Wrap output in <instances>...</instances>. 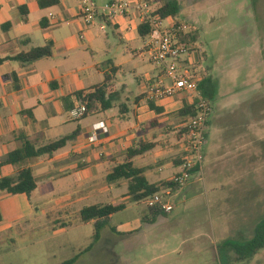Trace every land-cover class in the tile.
<instances>
[{"label":"crops","instance_id":"crops-1","mask_svg":"<svg viewBox=\"0 0 264 264\" xmlns=\"http://www.w3.org/2000/svg\"><path fill=\"white\" fill-rule=\"evenodd\" d=\"M38 1L0 0V179L13 177L19 170L30 168L36 180V189L30 196H13L0 191L4 194L0 198V234L7 233L14 225H28L46 218L43 215L48 208L78 205L83 200H94L97 194L112 193L115 188L122 194V201L106 204L124 203L128 207L132 203L126 195V180L114 184L106 182L105 187L97 188L92 173L107 172L104 175L106 181L113 167L125 161L126 151L141 142L156 146L145 155L133 158V167L143 171L149 184L167 182L179 165L178 141L182 128H177V132L174 130L175 124L184 118L179 119L178 112L193 103L182 93L151 101L149 90L156 81V69L141 77L138 65H134L132 76L122 73L118 80L116 77L122 72V66L97 64L94 56L102 48L99 42L101 34L93 28L95 26H86L79 18V0H51L43 8L38 6ZM110 23L104 30L98 28L106 38V30L110 29L124 42L142 39L138 35L137 20L120 17ZM47 44L52 46L51 56L28 66L5 60ZM143 50L150 56L147 42ZM253 50V57L248 61V64L252 63L248 66V74L252 72L259 82H264L262 69L258 66L260 47ZM138 52L142 53V50ZM106 74L111 75L110 84L115 89L111 108L90 114L96 115L97 120L88 126L84 119L89 115L73 119L71 112L78 103L72 95L101 85ZM206 79L210 80L212 89V99L209 100L212 112L206 129L204 164L200 178L195 181L202 183V189L197 188L192 197L201 196L203 191L215 194L227 188L241 194L248 193L250 183L254 184L256 166L259 172H264V108L262 117L256 121L250 118L242 99L216 107L215 80L212 74ZM151 103L158 111L150 107ZM117 107L119 116L114 118L112 114ZM100 122L108 127V133L100 134L99 139L91 143L92 127ZM64 137L71 139L51 156L42 155L15 165L2 163L9 153L22 149L26 144L38 150ZM256 159L260 160L259 164H255ZM164 172L168 173L166 177L152 181ZM195 182L193 178L185 189L190 190ZM183 198L182 203L185 202ZM246 206L249 209V205ZM172 213L158 215L155 219L148 213L136 221L133 228L122 225L123 234L140 231L141 240H144L149 227L159 222L169 224L168 216ZM249 220V216L243 223L234 218L226 224L232 233L241 234L245 230L239 224L247 225L248 229L250 223L254 224ZM178 249L176 247L169 253H176Z\"/></svg>","mask_w":264,"mask_h":264},{"label":"rangeland","instance_id":"rangeland-1","mask_svg":"<svg viewBox=\"0 0 264 264\" xmlns=\"http://www.w3.org/2000/svg\"><path fill=\"white\" fill-rule=\"evenodd\" d=\"M99 1L105 3L110 0ZM146 1L152 9H156L166 0ZM175 1L181 8L175 21L187 23L195 29L196 41L193 46L190 45L192 58L201 66L206 77L212 74L215 80L213 84L217 97L214 106L224 107L227 101L232 103L242 99L250 118L258 121L264 108V82H259L252 72L249 76L248 61L253 57V49L260 47L261 58L257 65L264 76V0ZM93 28L101 34L99 42L102 47L97 50L95 60L99 65L122 66V72L117 74L116 79H121L122 73L132 76L134 65H138L141 77L155 69L150 56L143 50L147 40L138 38L133 42H124L110 29L106 30V38L97 25ZM126 60L129 62L125 63ZM222 100L225 101L222 103ZM118 107L112 114L114 118L119 116ZM95 116H87L84 124L88 126L96 121ZM179 119L183 120L175 124L176 132L177 128H182L187 117ZM258 161L256 159L255 164H259ZM106 173H92L97 188L106 186ZM167 174L156 175L152 181ZM198 179L199 176H195L194 182ZM195 183L190 190L184 188L173 198L176 207L168 216L169 224L159 222L149 227L144 240H141L140 231L124 235L122 225L133 228L136 221L148 216L143 203H132L112 216L111 226L116 233L103 230L99 241L89 251L85 250L92 243L94 227L92 223H80L79 211L94 204L122 201L120 191L115 188L112 193L103 192L95 195L94 200H83L78 205L62 209L55 206L48 208L43 215L46 218L28 225H14L7 233L0 234V264H62L70 259L75 260L74 264H264V248L252 258L241 260L224 246L228 241L244 244L251 240L254 229L264 218V172H259L256 166L254 184L250 183L251 189L244 194L227 188L215 194L203 191L194 199L195 190L202 189L201 182ZM2 196L4 194L0 193V198ZM218 197L222 199L218 201ZM248 216L254 224L250 223L248 229L247 225L239 224L245 230L241 234L228 230L230 226L226 223L231 219L243 223ZM141 225L144 227L143 222ZM252 225L254 227L250 229ZM176 247H179L178 251L170 254Z\"/></svg>","mask_w":264,"mask_h":264},{"label":"built area","instance_id":"built-area-1","mask_svg":"<svg viewBox=\"0 0 264 264\" xmlns=\"http://www.w3.org/2000/svg\"><path fill=\"white\" fill-rule=\"evenodd\" d=\"M120 17H127L130 21L137 20L138 25L143 24L149 28L147 48L150 61L158 71L156 81L149 90V99L157 101L182 93L194 102L195 115L184 123L178 141L180 151L177 172L166 185L160 186L158 192L142 201L147 209L170 214L176 207L173 198L195 176L200 178L207 141L206 129L212 112L210 101L198 90V84L206 78V74L192 58L190 51L188 37L195 33V29L171 18L162 19L146 0L110 1L101 5L94 0H79V18L86 26L97 25L100 30H104L106 21L113 22ZM84 114V105L71 112L73 119H79ZM91 131L89 140L93 143L100 134L108 133V127L100 122Z\"/></svg>","mask_w":264,"mask_h":264},{"label":"trees","instance_id":"trees-1","mask_svg":"<svg viewBox=\"0 0 264 264\" xmlns=\"http://www.w3.org/2000/svg\"><path fill=\"white\" fill-rule=\"evenodd\" d=\"M51 0H39L37 2L38 6L43 8L50 4ZM56 2V0H54ZM180 5L175 0H166L159 8L155 9L156 14H158L162 19L171 18L176 20L177 14L180 11ZM26 21V19H23ZM106 24H111L106 21ZM150 31L146 25H139L138 35L145 39L149 35ZM191 46L196 41L195 33L188 37ZM51 44H47L43 47L31 48L26 53H21L19 55L6 58L5 60L15 61L19 63L22 67L28 66L40 59L48 58L52 54ZM190 51L192 49L190 48ZM2 60V61H5ZM111 73H114L112 69ZM111 75L106 74L104 76V81L101 85L94 86L88 92H77L72 95L80 105L85 106V114L83 117L93 114L97 111H107L111 108V103L113 101V95L115 93L114 86L110 84ZM198 90L201 95L207 100H211V84L210 80H202L198 84ZM150 107L153 110L158 111V109L151 103ZM181 117L190 118L195 115L194 102L191 105H186L184 108L178 112ZM70 137H64L57 141L50 142L41 149L34 150L30 144H26L22 149L16 150L8 154L3 164L15 165L23 163L28 159L40 157L42 155L51 156L52 153L58 149L64 147ZM156 144L150 142H141L137 144L134 148L129 149L125 153V161L119 165L113 167L111 172L106 176V182L108 184H114L119 180L127 181V196L129 197V203H142L146 198L150 197L154 193L160 190V186H164L167 182H163L160 185L149 184L146 178L143 176V171L141 169L134 168L131 160L135 157L145 155L146 153L152 151ZM36 189V180L32 175L30 168L21 169L13 177H4L0 179V191L5 192L9 195H25L30 196L31 193ZM126 204L116 203V204H106V205H92L84 207L79 213L80 223H92L94 227V232L92 235V243L85 250L89 251L97 244L100 239V233L103 230H108L111 233H116V229L111 226V217L124 210ZM148 213L155 219L158 215H162L159 210L147 209ZM1 220V216H0ZM255 233L251 240L244 244H235L228 241L224 244L225 247L230 248L239 259L245 260L252 258L258 251L264 248V218L257 224L254 229ZM75 260L70 259L62 264H74Z\"/></svg>","mask_w":264,"mask_h":264}]
</instances>
